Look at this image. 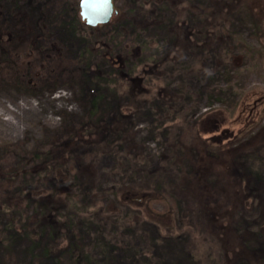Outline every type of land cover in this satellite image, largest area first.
<instances>
[{
  "label": "rangeland",
  "instance_id": "rangeland-1",
  "mask_svg": "<svg viewBox=\"0 0 264 264\" xmlns=\"http://www.w3.org/2000/svg\"><path fill=\"white\" fill-rule=\"evenodd\" d=\"M172 1L114 0L121 17L92 28L75 23L80 0H0V264H43L42 246L9 241L8 222L29 189L50 185L51 173L30 172L36 154L69 138L85 154L69 158L59 188L84 182L81 163L105 205L83 201L81 216L104 206L118 221L114 248L104 249H95V225L78 224L93 253L84 264H222L198 204L180 189L196 164L201 176L225 167L221 137V146L246 145L264 177V136L247 144L264 128V0ZM193 135L208 138L201 157L185 149ZM123 184L154 190L151 207L167 223L136 224L112 195ZM248 208L238 224L264 247V205Z\"/></svg>",
  "mask_w": 264,
  "mask_h": 264
},
{
  "label": "trees",
  "instance_id": "trees-1",
  "mask_svg": "<svg viewBox=\"0 0 264 264\" xmlns=\"http://www.w3.org/2000/svg\"><path fill=\"white\" fill-rule=\"evenodd\" d=\"M172 2L176 8L184 3L177 0ZM166 3L170 4V1ZM75 20L78 27H87L80 17H76ZM87 54H91L90 49L85 51L84 56ZM133 80L140 81L131 78L130 82L134 83ZM136 86H132L128 93L138 99L142 95L140 89L139 92L137 89L142 88L141 82L139 86ZM200 135H193L189 143L190 147H184L188 152L196 151L201 157L202 148L209 143H206L208 138ZM261 136H264V128L247 143L249 147L252 141L254 144L257 143ZM224 140L228 138L221 137L215 142L220 145L218 153H223L224 156L225 167L220 166L221 172H216L217 169L213 167L215 165L213 164L209 171L201 176L202 172L196 164L194 170L198 176L183 184L182 187L180 185V190L190 195L198 204L207 229L219 244L222 264H264V247L255 246L257 241L256 238L253 239L255 233L238 224L247 207H249L248 210L250 207V210H253L255 206L261 208L264 205V177L253 171L254 154L244 150L246 145L235 148L228 143L221 146ZM84 144L80 140L69 138L36 154L37 165H32L30 172L46 178L51 173L50 185L40 190L29 189L28 193L19 200H25L27 206L32 205L34 209L29 213L27 206L20 205L22 211H18V214L8 222L9 241L28 238L32 240L33 249L42 246L43 264H74V262L84 264L86 260L92 259L93 253L86 254L80 243L76 232L78 224L88 222L95 225L97 237L95 249L114 248L112 242L118 239V221L115 219V214H110L104 209L105 205L101 199V191L97 187L98 177L95 173L88 175L80 163L78 166L80 172L75 176L78 180L82 177L84 182L81 185L69 187L66 193L58 186L59 179L68 174L69 158L74 156L82 162L85 154ZM218 157L216 155V158ZM213 161L210 160V163ZM153 191L135 184H123L115 189L112 195L117 204L129 209L136 224L146 219L167 223L165 215L155 212L151 207V201L155 199ZM83 201H87V206L92 208L98 204L104 206L98 207L96 211L85 217L79 212V204ZM98 201H101V204ZM85 212L88 213V208ZM256 225L260 227L263 235V214L256 220ZM258 235L260 236V233ZM3 242L5 241L1 243ZM152 262L158 264V261Z\"/></svg>",
  "mask_w": 264,
  "mask_h": 264
},
{
  "label": "water",
  "instance_id": "water-1",
  "mask_svg": "<svg viewBox=\"0 0 264 264\" xmlns=\"http://www.w3.org/2000/svg\"><path fill=\"white\" fill-rule=\"evenodd\" d=\"M80 16L92 28L108 25L120 14L114 0H80Z\"/></svg>",
  "mask_w": 264,
  "mask_h": 264
},
{
  "label": "flooded vegetation",
  "instance_id": "flooded-vegetation-1",
  "mask_svg": "<svg viewBox=\"0 0 264 264\" xmlns=\"http://www.w3.org/2000/svg\"><path fill=\"white\" fill-rule=\"evenodd\" d=\"M115 5H116V4H115ZM116 7H117V6H116ZM119 10H120V9H119ZM121 15H122V14H121V11H120V14H119V16L117 17V19H118V18H120V17H121Z\"/></svg>",
  "mask_w": 264,
  "mask_h": 264
}]
</instances>
